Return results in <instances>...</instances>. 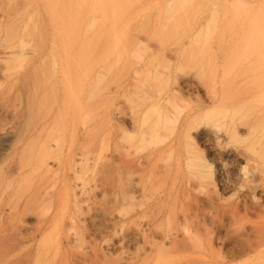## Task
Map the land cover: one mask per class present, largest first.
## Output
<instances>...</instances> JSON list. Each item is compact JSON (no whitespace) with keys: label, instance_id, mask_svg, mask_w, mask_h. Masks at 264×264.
<instances>
[{"label":"rangeland","instance_id":"obj_1","mask_svg":"<svg viewBox=\"0 0 264 264\" xmlns=\"http://www.w3.org/2000/svg\"><path fill=\"white\" fill-rule=\"evenodd\" d=\"M65 31V105L0 74V130L39 125L0 150V264H264V0H0L6 47Z\"/></svg>","mask_w":264,"mask_h":264},{"label":"bare ground","instance_id":"obj_2","mask_svg":"<svg viewBox=\"0 0 264 264\" xmlns=\"http://www.w3.org/2000/svg\"><path fill=\"white\" fill-rule=\"evenodd\" d=\"M64 34L65 38L61 40L60 44L50 47H6L0 43V57L3 60H20L25 64L23 67L24 69L19 73L7 70V68H2L0 69V74L6 76L7 82L11 81L16 84L19 93L25 95L28 107L34 100L37 91L41 92L40 96L45 97V108L53 109L58 104L65 105L68 103V31H65ZM42 66L49 72L40 73L39 71ZM33 123L34 120L27 115V118L20 121L18 126L1 129L0 150L11 151L17 154L18 139H22L28 135L32 136L38 130L39 125H34ZM41 123H43V121H41L40 124ZM62 136V133L54 132L43 141L44 143H42L41 149L50 152L53 148L59 147ZM65 164H68L67 157L62 156L58 159L53 156L44 157L39 153L33 157V161L30 163L31 169L33 172H37L40 178L43 179L55 173L58 175V181L61 182H64V178L66 177ZM21 170L22 167L18 164L16 166V172L20 173ZM2 183L3 185L9 186L8 180H4ZM59 248L60 247L57 246L52 255L48 251H44V253H38L37 251L35 253L33 252L34 256H32V261L34 260V264H56L53 263L52 260L56 261L58 257L57 254L61 252ZM29 255L30 254H28V256ZM61 257L62 259H60V261L65 260L63 256Z\"/></svg>","mask_w":264,"mask_h":264}]
</instances>
